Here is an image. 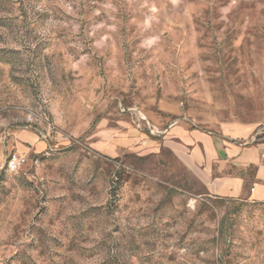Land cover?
I'll use <instances>...</instances> for the list:
<instances>
[{
    "label": "rangeland",
    "instance_id": "374dc122",
    "mask_svg": "<svg viewBox=\"0 0 264 264\" xmlns=\"http://www.w3.org/2000/svg\"><path fill=\"white\" fill-rule=\"evenodd\" d=\"M196 131L264 163V0H0V264H264Z\"/></svg>",
    "mask_w": 264,
    "mask_h": 264
},
{
    "label": "crops",
    "instance_id": "0c3cea01",
    "mask_svg": "<svg viewBox=\"0 0 264 264\" xmlns=\"http://www.w3.org/2000/svg\"><path fill=\"white\" fill-rule=\"evenodd\" d=\"M176 143L184 149L188 161L179 158L207 195L231 199L253 195L264 201V163L258 164L244 144L228 134L203 131L188 132ZM253 166L258 167L255 175L249 172Z\"/></svg>",
    "mask_w": 264,
    "mask_h": 264
},
{
    "label": "built area",
    "instance_id": "2783aa9c",
    "mask_svg": "<svg viewBox=\"0 0 264 264\" xmlns=\"http://www.w3.org/2000/svg\"><path fill=\"white\" fill-rule=\"evenodd\" d=\"M25 163V159L22 158H13L9 161L7 167L10 171H17L20 169L21 166H23Z\"/></svg>",
    "mask_w": 264,
    "mask_h": 264
}]
</instances>
